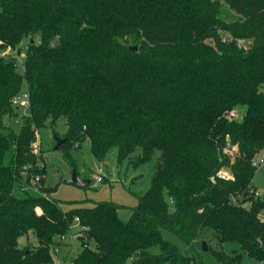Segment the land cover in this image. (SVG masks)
<instances>
[{
  "label": "trees",
  "instance_id": "trees-1",
  "mask_svg": "<svg viewBox=\"0 0 264 264\" xmlns=\"http://www.w3.org/2000/svg\"><path fill=\"white\" fill-rule=\"evenodd\" d=\"M23 44L22 71L0 56L2 120L18 111L15 96L30 95L20 132L0 123V264H53L56 239L76 222L72 264H197L163 230L188 246L208 231L243 251L203 239L220 262L264 264V200L253 184L264 152V0H0V50L20 54ZM62 117L68 162L85 139L98 160L117 149L119 163L138 166L160 152L128 220L116 203L65 212L57 188L28 193L42 172L37 132L49 125L57 136ZM222 169L233 179L219 178ZM29 232L36 250L19 245Z\"/></svg>",
  "mask_w": 264,
  "mask_h": 264
},
{
  "label": "rangeland",
  "instance_id": "rangeland-1",
  "mask_svg": "<svg viewBox=\"0 0 264 264\" xmlns=\"http://www.w3.org/2000/svg\"><path fill=\"white\" fill-rule=\"evenodd\" d=\"M223 12L230 21L237 18L236 14L229 9L227 5H223ZM224 38H229L227 33H223ZM244 45L249 46L250 42H243ZM22 52L20 54L17 51L12 50L10 47L0 50V56L8 57L14 56L18 61V70H23V59L25 57V45H22ZM24 91L25 88L23 89ZM238 113L245 112L246 107L242 106L238 108ZM241 114V115H242ZM27 114L22 111L13 110L12 116L8 115L0 116V123L2 122L7 130L12 132H20L23 124V118ZM233 120V118H229ZM241 120L240 118H237ZM55 130L58 135L55 136L51 126L41 128L36 135L34 144H39L38 148H34L36 154L39 155V167L42 170L37 175L39 182L35 180L39 187L34 186L33 182L27 187V191L30 195H38L43 186L46 188H57L55 194L51 197L56 200L63 209L67 212L73 208H91L95 204L100 203H116L123 206L119 211L120 217L126 221L128 220L134 208L138 205V197L140 194L145 193L151 185V179L153 175V168L156 160L160 157V152L157 151L154 155V159L150 162L134 166L125 161L119 163L117 159V149H112L103 160H98L91 152V143L89 139L83 140L79 145H73L70 150L73 158V163L68 162L63 156L61 147L56 150L55 147L58 143V139L63 140L66 132L68 131V125L65 118H60L57 121ZM228 146V145H227ZM63 147V146H62ZM140 155V150L137 151L136 156ZM264 158V152L259 156L260 160ZM74 166H73V165ZM76 172L81 179L90 180L91 184L87 187L75 185L72 182V175ZM95 175L103 176V183H96L94 179ZM107 180V182H105ZM253 184L256 186L258 193L254 195L255 198L259 197L264 200V164L258 167L256 175L253 180ZM18 197L24 195V193H18ZM261 219L264 221V212L261 214ZM81 227L79 223H74L72 229L68 233L66 238L56 239L58 253L53 254V264H69L71 262L70 257H74L81 250V242L79 234ZM162 236L165 240L175 244L183 251L187 256H195L197 264H224L218 260V258L211 252H205L203 250V242L209 241L212 249H220L229 255L243 254L241 246L237 242H224L219 247V243L216 239L209 237L207 231L203 239H198L193 246L186 245L177 235L168 230L162 231ZM207 243V242H206ZM19 245L23 248L37 249L38 240L33 232L23 235L19 239ZM66 260V261H65ZM242 264H259L247 255H243Z\"/></svg>",
  "mask_w": 264,
  "mask_h": 264
},
{
  "label": "built area",
  "instance_id": "built-area-1",
  "mask_svg": "<svg viewBox=\"0 0 264 264\" xmlns=\"http://www.w3.org/2000/svg\"><path fill=\"white\" fill-rule=\"evenodd\" d=\"M240 45H242V42H239ZM13 106L17 109L22 111L23 113L27 114L29 113L30 110V95L27 91L22 92L21 94L15 96L12 100ZM227 117L229 118H233V119H237L238 115L236 113V111H230L226 113ZM39 144H34L33 146L35 148H38ZM264 164V158H261L260 160H257L255 162V166L258 168L261 165ZM217 176L223 180H232V175L231 173L226 170V169H222L220 170V172L217 174ZM94 179L96 180V183L100 184L102 182V176L101 175H95ZM35 180H37V182H39V178H36ZM34 186L36 184V182H33ZM37 187H39V184H36ZM40 194V193H39ZM257 194V193H256ZM258 195V194H257ZM69 264H72V262H70Z\"/></svg>",
  "mask_w": 264,
  "mask_h": 264
},
{
  "label": "water",
  "instance_id": "water-1",
  "mask_svg": "<svg viewBox=\"0 0 264 264\" xmlns=\"http://www.w3.org/2000/svg\"><path fill=\"white\" fill-rule=\"evenodd\" d=\"M133 49L136 50L137 47H134ZM64 142H65L64 140L58 139V143H57L55 149L58 150L64 144ZM72 182L75 185L82 186V187H87V186H89L91 184L90 180L81 179L76 172H74L73 175H72ZM202 248H203V250L205 252L208 251V246H207L206 242H203V247Z\"/></svg>",
  "mask_w": 264,
  "mask_h": 264
},
{
  "label": "crops",
  "instance_id": "crops-1",
  "mask_svg": "<svg viewBox=\"0 0 264 264\" xmlns=\"http://www.w3.org/2000/svg\"><path fill=\"white\" fill-rule=\"evenodd\" d=\"M255 186V185H254ZM256 187V186H255ZM257 189V188H256ZM258 191V190H257ZM258 194V193H257ZM66 261V260H65Z\"/></svg>",
  "mask_w": 264,
  "mask_h": 264
}]
</instances>
